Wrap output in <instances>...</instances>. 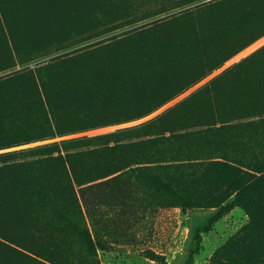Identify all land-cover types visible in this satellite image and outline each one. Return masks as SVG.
<instances>
[{
    "label": "rangeland",
    "instance_id": "374dc122",
    "mask_svg": "<svg viewBox=\"0 0 264 264\" xmlns=\"http://www.w3.org/2000/svg\"><path fill=\"white\" fill-rule=\"evenodd\" d=\"M28 72L54 113L100 125L17 141L39 115L0 106L27 122L0 145L18 152L0 158V264H264V206L208 226L264 200V0H0V80ZM32 88L3 84L0 104ZM87 150L79 172L99 179L65 196L49 159ZM11 174L28 196H4Z\"/></svg>",
    "mask_w": 264,
    "mask_h": 264
},
{
    "label": "trees",
    "instance_id": "16d2710c",
    "mask_svg": "<svg viewBox=\"0 0 264 264\" xmlns=\"http://www.w3.org/2000/svg\"><path fill=\"white\" fill-rule=\"evenodd\" d=\"M31 72H28L27 74L22 73L18 74L17 76H14L13 78H6L3 80H0V87L3 84H8L9 82L20 79V78H28L30 80V83L32 85V90L34 93H37L38 99L34 100L33 95L28 99L25 97L28 94H31V91L28 90L24 92L23 96L20 97L19 93H15L14 91L10 95H3L4 103L5 105L0 106H6L4 107L5 110L7 108H15L17 106L19 107H26L27 111L34 110L38 113L39 119L25 122L22 119L15 118L8 116H2L0 120V137L2 141H0V145L2 147L7 148L13 143H17V141H25L29 139H48L53 137V134L59 133V135H70V134H76L79 131H87V129L91 127H96L100 124L89 126V123L91 120H88L86 118H78V119H72L70 116L65 114L66 112H62L59 114V110L57 113H54V108H48V102H44V100L41 98V93L39 92V89L37 88L36 78L31 76ZM30 75V76H29ZM42 89V87H41ZM44 89V88H43ZM42 89V91H43ZM36 90V91H35ZM45 90V89H44ZM43 93H45L43 91ZM43 97V96H42ZM1 98V96H0ZM1 103H3L2 99H0ZM65 119V120H63ZM27 123L28 125H31L32 127H35V131H38L39 134H37L34 137L31 138H22L20 140L15 141L12 136H8L5 134V131L10 130L11 128H14L15 126H22ZM38 124V125H37ZM86 140V138H80V139H69L65 140L64 142H75V141H82ZM62 142V143H64ZM2 143V144H1ZM58 146L60 144L58 142H52L47 143L41 146H35L31 148H27L26 151H33V152H42V151H55V149H58ZM114 146H109L108 149L112 150ZM25 150H19V152H23ZM97 152L96 150H87V151H80V152H74V153H68L66 152L65 155H62L61 152L57 154L56 157H50V162H57L58 169L60 170L58 173L54 174L56 179H62V186L66 190L65 196H85L87 190L92 189L96 184H92L95 179H99V177L96 178H85L86 171H83L80 174V167L83 168L84 166L90 164V161L86 160L84 162V165H79V162L86 159L87 154L91 155ZM16 153L15 151H8L0 153V158H10L14 156ZM95 155V154H94ZM92 155V156H94ZM137 168H127V170L123 171V173H133L134 170ZM123 170V169H121ZM120 171L114 170L112 173ZM84 177V178H83ZM25 179L26 176H20L16 177L15 175L11 174L10 176L6 177L2 181V189L4 196H28L26 189H25ZM50 179V178H49ZM47 179V180H49ZM52 179V178H51ZM50 179V180H51ZM58 184V182H52V185H47L43 180L38 181L36 184L33 185V191L32 193L36 196H55L56 191L53 189L54 185ZM87 184V185H86ZM75 185L78 186V189H75ZM86 185V186H85ZM85 186V187H84ZM78 194V195H77ZM12 200V199H9ZM15 206V199L9 204V207ZM260 206H264V200L262 197L254 196L248 200H242L239 197H236L232 202L222 206L219 208V210L210 218L209 225H211L213 222H215L217 219H219L222 215H225L232 209L239 207L244 210H253L255 208H258ZM207 227V226H206ZM25 250V249H24ZM28 251V250H27Z\"/></svg>",
    "mask_w": 264,
    "mask_h": 264
},
{
    "label": "bare ground",
    "instance_id": "6f19581e",
    "mask_svg": "<svg viewBox=\"0 0 264 264\" xmlns=\"http://www.w3.org/2000/svg\"><path fill=\"white\" fill-rule=\"evenodd\" d=\"M195 215H196V214H195ZM196 216H197V215H196ZM196 216H195V217H196ZM193 218H194V215H193Z\"/></svg>",
    "mask_w": 264,
    "mask_h": 264
}]
</instances>
